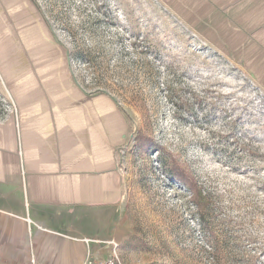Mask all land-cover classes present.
Returning a JSON list of instances; mask_svg holds the SVG:
<instances>
[{
	"label": "rangeland",
	"instance_id": "1",
	"mask_svg": "<svg viewBox=\"0 0 264 264\" xmlns=\"http://www.w3.org/2000/svg\"><path fill=\"white\" fill-rule=\"evenodd\" d=\"M36 2L79 85L137 128L120 155L123 264H264V94L245 72L161 0ZM170 160L197 181L203 221Z\"/></svg>",
	"mask_w": 264,
	"mask_h": 264
},
{
	"label": "crops",
	"instance_id": "2",
	"mask_svg": "<svg viewBox=\"0 0 264 264\" xmlns=\"http://www.w3.org/2000/svg\"><path fill=\"white\" fill-rule=\"evenodd\" d=\"M161 1L264 94V0ZM0 92L15 110L0 118V264L109 258L137 128L79 85L36 0H0Z\"/></svg>",
	"mask_w": 264,
	"mask_h": 264
},
{
	"label": "trees",
	"instance_id": "3",
	"mask_svg": "<svg viewBox=\"0 0 264 264\" xmlns=\"http://www.w3.org/2000/svg\"><path fill=\"white\" fill-rule=\"evenodd\" d=\"M138 149L142 151H146L149 149V145H146L142 141H137ZM169 173L171 178L177 184L185 186L188 191L191 193L192 202L196 206L199 214V219L203 221L204 213H203V206L201 204V193L199 189V185L197 181L189 175L185 170L181 168V166L175 160H170L169 163Z\"/></svg>",
	"mask_w": 264,
	"mask_h": 264
},
{
	"label": "built area",
	"instance_id": "4",
	"mask_svg": "<svg viewBox=\"0 0 264 264\" xmlns=\"http://www.w3.org/2000/svg\"><path fill=\"white\" fill-rule=\"evenodd\" d=\"M7 112L9 111V112H11V113H14L15 112V110H14V105L13 104H7ZM4 115V114H3ZM2 115V116H3ZM1 115H0V118L2 117ZM128 149V148H127ZM126 149V150H127ZM125 150V151H126ZM124 152V151H123ZM123 152H121L120 153V155L123 153ZM27 264H38L37 262H36V260L33 258V257H30V259H29V261H28V263ZM84 264H92V262L91 261H86ZM95 264H123V262H122V260L120 259V257H119V253H118V245L117 244H112V252H111V255H110V257L109 258H107V259H105V260H101V261H99V262H97V263H95Z\"/></svg>",
	"mask_w": 264,
	"mask_h": 264
}]
</instances>
